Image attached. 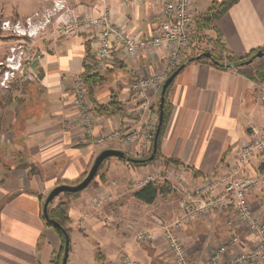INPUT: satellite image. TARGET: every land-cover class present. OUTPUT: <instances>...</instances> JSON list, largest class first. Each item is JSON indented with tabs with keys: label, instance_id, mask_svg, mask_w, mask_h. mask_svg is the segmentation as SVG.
<instances>
[{
	"label": "crops",
	"instance_id": "crops-1",
	"mask_svg": "<svg viewBox=\"0 0 264 264\" xmlns=\"http://www.w3.org/2000/svg\"><path fill=\"white\" fill-rule=\"evenodd\" d=\"M54 1L0 0V16L14 23L23 21L49 4L54 7ZM62 1L66 10L89 16L98 15L105 4L102 0L93 4L82 0L72 8L71 0ZM106 1L114 9L115 22L132 35L147 37L159 26L160 10L153 3L121 5L118 0ZM63 12L56 9L48 26L52 28L47 27L43 36L35 39V48L43 51V56L30 68L33 79L22 80L9 91L0 90V264H56L62 239L43 215L48 194L60 184H75L86 177L102 150H123L120 139L106 145L89 144L85 139L74 105L73 83L75 77L91 69L98 38L94 30L71 36L56 32L55 20ZM194 12L195 18L205 12L199 11L198 0L194 1ZM204 35H219L239 56L263 47L264 0H238ZM8 46V37L0 34V60ZM193 47L197 46L191 47L188 56ZM166 57V51L140 58H130L121 49L114 52L89 94L95 134L141 128L130 83L161 69ZM256 83L235 69L203 60L188 63L168 93L171 114L157 159L140 166L120 158L109 159L103 172L106 182L95 181L79 195L66 199L71 243L67 264H123L126 254L139 264H175L162 227L179 216V194L159 195L153 203H145L135 197L137 190L131 183L157 168L174 167L195 184L227 171L234 150L251 137L252 128L264 129ZM160 94L161 90L153 96L154 107H159ZM113 99L116 106L111 105ZM127 155L141 158L134 152ZM170 158L179 160L181 166H166L164 161ZM263 163L264 154L245 173H254ZM98 191L111 195V199L102 208H93L92 197ZM248 198L264 224V186ZM86 212L90 217L83 220ZM232 226L245 246L253 245L256 236L231 207L219 215H201L178 233L188 257L199 262L228 240ZM144 230H152L155 239L138 241L136 233ZM239 249L235 247L227 257Z\"/></svg>",
	"mask_w": 264,
	"mask_h": 264
},
{
	"label": "built area",
	"instance_id": "built-area-1",
	"mask_svg": "<svg viewBox=\"0 0 264 264\" xmlns=\"http://www.w3.org/2000/svg\"><path fill=\"white\" fill-rule=\"evenodd\" d=\"M105 4L98 15L76 14L66 10L64 1H54V8L48 12L44 21L38 23L29 16L23 24L17 21L11 24L6 20L2 24L3 30L12 29L18 34L22 43L10 48V54L0 62L3 69L0 75V86L9 88L14 79H33L30 68L36 60H40L43 51L35 48V39L40 31L52 22L56 9L63 10L55 20V31L63 35H76L81 31H96L98 50L91 64V74H102L107 68L114 52L118 49L130 58L141 56H154L158 51H166L167 57L163 67L153 74L136 77L131 83L132 94L137 100L135 116L141 122V128L130 131L117 128L103 134H95V120L92 114V102L83 76L74 79V105L82 125L84 136L89 144L106 145L120 139L126 153L134 152L139 157L151 153L154 138L159 123V107L152 104L153 96L158 93L168 76L188 58L191 47L195 44L196 24L195 0H118L121 5H141L153 3L159 7V26L147 37L130 34L113 18L114 9ZM50 11V10H49ZM36 12L34 16H38ZM37 23V24H36ZM12 25V26H11ZM42 25V26H41ZM34 27L37 29L34 30ZM40 29V30H39ZM212 43L203 41L196 52L208 51ZM257 102L264 111V84L256 83ZM264 154V129L252 128L251 137L234 150V158L229 168L223 173L211 176L200 184L185 179L174 167L166 169L157 168L145 175L135 178L131 188L139 190L145 185L169 183L171 193H178L179 216L170 224L162 227L163 238L170 249L175 264H264V224L254 213L248 195L260 191L264 186V163L254 173L245 171L252 162ZM116 185V182H113ZM111 195H97L91 202L93 208H102ZM231 207L239 221L256 236L250 247L245 246L239 232L233 227L228 240L213 248L207 257L199 262L188 257L186 247L179 236V231L197 217L215 213L219 215L226 208ZM90 217L84 213L83 220ZM138 241H151L155 239L152 230L136 233ZM235 247L237 252L227 257ZM123 264H139L138 261L126 254Z\"/></svg>",
	"mask_w": 264,
	"mask_h": 264
},
{
	"label": "trees",
	"instance_id": "trees-1",
	"mask_svg": "<svg viewBox=\"0 0 264 264\" xmlns=\"http://www.w3.org/2000/svg\"><path fill=\"white\" fill-rule=\"evenodd\" d=\"M237 1L238 0L215 1L210 5V7L204 13L198 15L195 18L196 33H197V36L195 37V45L197 46L200 43H202L203 41H206L208 43H212L213 46H211L209 49H207L211 53L210 58L203 57V58L198 59V60L193 59V61H191V62L203 60V61L210 62L211 64L218 66V67L235 69L238 72H240L241 74H243L244 76H246L247 78H249V79H251L257 83H263L264 84V46L260 47L258 49H254L245 55L239 56V55L232 53L226 47V45L224 44V42L222 41V39L220 38L219 35L216 36L215 38H208L204 35V32L207 30H210L212 28L213 24L218 19H220L224 14H226L228 12V10L231 8V6H233ZM196 48L197 47H193L192 55L189 56L188 58H186V60L191 58V57L194 58L197 55L202 53V52L197 53ZM258 51H263V55L261 57L256 56ZM251 58H254V60L252 62L248 63V61ZM191 62H189V63H191ZM88 70L86 71V73L83 76H84V79L86 81L88 92H89V94H91V87L93 85H95L99 80H101L100 79L101 75L91 74L90 73L91 69L89 70V72H88ZM171 85L168 87L166 94H165L166 101L164 104L163 123L161 126V131H160L159 140H158V150H157V153H156L154 160H152L150 162L147 161V157H149L151 155V153L153 151V147H152L151 153L147 156H144L141 158H136V157L130 156L131 159L120 158L121 160L128 161L132 165L140 166V165H145L147 163H151L157 159L158 154H159V149H160V141H161L162 135H163V133L167 127V124H168V121L170 118V114H171V105H170L169 99H168V93H169ZM111 105L116 106V102L114 101V99L111 102ZM104 109H105V111L109 110L108 107H104ZM117 110L119 111L120 109L117 108ZM117 110L115 112H117ZM108 160H109V158L106 159L101 164L98 172L102 170V168L104 167V165L107 163ZM164 163L166 164V166L175 165L177 167L181 166V164H182L179 160L173 159V158L165 159ZM97 175H98V173H97ZM82 179H79L78 181H76L75 184L79 183ZM170 193H171V187H170L169 183H167V182H165V183L152 182V183H149V184L145 185L144 187L140 188L139 190H137L134 193V195L137 199H139L145 203H153L159 195L167 196ZM65 194L67 196L78 195V193H69V192H65ZM49 216L51 219H54L57 222H59L61 224L62 228L64 230H66V232L68 234L70 233V229L67 227V224L69 223L67 201H60L56 205H53V201H52L49 204ZM46 222L50 227L54 228L58 232V234L60 235V237L62 239L61 253L59 254V256L56 260V264H61L62 259H63V255H64V249H65V234L62 230L57 229L48 221H46Z\"/></svg>",
	"mask_w": 264,
	"mask_h": 264
},
{
	"label": "water",
	"instance_id": "water-1",
	"mask_svg": "<svg viewBox=\"0 0 264 264\" xmlns=\"http://www.w3.org/2000/svg\"><path fill=\"white\" fill-rule=\"evenodd\" d=\"M263 55V51H258L256 56L257 57H261ZM203 57L206 58H210L211 57V53L209 51H205L199 55H197L196 57H191L189 59H187L185 62H183L180 66H178L169 76L168 78L164 81L162 88H161V94H160V103H159V109H160V113H159V123H158V127H157V131H156V135L154 138V142H153V151L151 153V155L149 157H147V161H152L154 160L157 150H158V140H159V135H160V131H161V126L163 123V116H164V104L166 101V91L168 89V87L173 83L174 79L176 78V76L181 72V70L191 61H193V59H201ZM255 58V57H254ZM254 58H251L248 63L252 62L254 60ZM111 157H117V158H125V159H131L129 155H127V153L124 150L121 149H115V148H107L102 150L97 157L94 160V163L92 164L88 174L86 175V177H84L79 183L77 184H60L58 186H56L54 189H52V191L48 194L45 202H44V206H43V215L44 218L46 219V221H48L49 223H51L54 227H56L57 229H60L64 232L65 234V249H64V255H63V259H62V263L61 264H67L68 262V257H69V250H70V235L66 232V230H64L61 226V224L59 222H57L54 219H51L49 216V204L54 201V199L60 195L61 193H65V192H69V193H79L83 190H85L91 183L92 181L95 179L98 170L101 166V164L108 158Z\"/></svg>",
	"mask_w": 264,
	"mask_h": 264
},
{
	"label": "rangeland",
	"instance_id": "rangeland-1",
	"mask_svg": "<svg viewBox=\"0 0 264 264\" xmlns=\"http://www.w3.org/2000/svg\"><path fill=\"white\" fill-rule=\"evenodd\" d=\"M84 2L85 1H87V0H83ZM213 1H220V0H198V2H199V11L200 12H204V11H206L207 10V8H209V6H210V4L213 2ZM71 2V5H72V8H74V7H76V6H78L81 2H82V0H71L70 1ZM90 3H96V0H89V4ZM49 4V3H48ZM50 6H48V7H45V8H42L41 10H39V11H36V12H38L39 13V15L38 16H34V14L36 13H33L32 15H30V16H33V20H35L37 23L40 21H44L45 20V16H47V14H48V12H51L52 11V9L54 8L53 7V3H52V6H51V4H49ZM50 10V11H49ZM29 16H27L22 22H23V24H26V22H25V20L28 18ZM54 18V17H53ZM53 18H52V20H53ZM7 19H2V17L0 16V31H2V32H0V34L1 35H3L4 37H8V39H9V46H8V51H7V54L5 55V57L2 59V60H0V62L1 61H4L5 60V58L10 54V48L12 47V46H18V45H20L21 43H22V41H21V39H20V37L18 36V34L16 33V32H14V30H13V27H12V29H8V30H3L2 29V24H3V22L4 21H6ZM13 23L14 22H11V24L13 25ZM36 23V24H37ZM11 25V26H12ZM42 26V25H41ZM49 26V25H48ZM49 29H51L52 27L50 26V27H48ZM35 29H37V27L35 28L34 27V30ZM40 30V29H39ZM48 30V29H47ZM46 31V30H45ZM42 33H44V31H43V29L40 31V34L42 35ZM39 34V35H40ZM38 35V36H39ZM40 35V37H42ZM2 66H0V75L2 74V71H3V69L1 68ZM21 78H18V79H16V78H14L10 83H9V88H3V87H1L0 86V90H2V91H9V90H11V89H15L17 86H20L22 83H21ZM0 100H1V98H0ZM112 158H117V157H111V158H109V159H112ZM105 167H106V164L104 165V167L102 168V170L101 171H99L98 172V175L96 176V178L92 181V183L87 187V188H89L91 185H95L98 181L99 182H101V183H104V182H106V176H105V174H103V172H104V169H105ZM95 181H96V183H95ZM77 184V183H76ZM86 188V189H87ZM84 191V190H83ZM82 192V191H81ZM101 192H99L98 191V193L94 196V197H92V199H94L98 194H100ZM80 194V192L78 193V195ZM77 196V195H76ZM69 197H75V196H67L65 193H61L59 196H57L55 199H54V201H53V205H56L57 203H59L60 201H66V199H68ZM173 198H177L176 196H174ZM70 248H71V243H70Z\"/></svg>",
	"mask_w": 264,
	"mask_h": 264
}]
</instances>
